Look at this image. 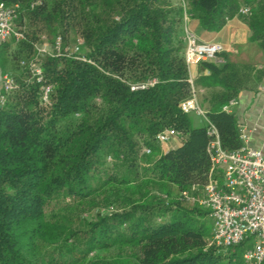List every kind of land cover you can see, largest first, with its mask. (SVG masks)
Wrapping results in <instances>:
<instances>
[{"label":"trees","instance_id":"trees-1","mask_svg":"<svg viewBox=\"0 0 264 264\" xmlns=\"http://www.w3.org/2000/svg\"><path fill=\"white\" fill-rule=\"evenodd\" d=\"M0 2L19 5L16 22L26 36L14 39L25 64L16 58L10 73L16 87L0 108V264H243L252 237L230 247H207L208 209L181 197L153 201L143 188L130 209L95 214L91 206L112 183L165 179L182 191L207 182L205 126L194 127L181 108L191 94L186 18L219 31L241 16L264 50V0ZM243 7L251 14H241ZM59 35L63 47L81 39L84 59L38 56L43 82L54 87L45 103L42 82L29 64L38 41ZM203 65L210 74L202 83L220 88L204 97L205 110L224 147L235 150L242 145L237 118L222 107L246 78L259 80L264 70ZM152 78L158 79L155 85L131 90L132 83ZM166 128L178 131L182 145L154 158L156 135Z\"/></svg>","mask_w":264,"mask_h":264},{"label":"built area","instance_id":"built-area-1","mask_svg":"<svg viewBox=\"0 0 264 264\" xmlns=\"http://www.w3.org/2000/svg\"><path fill=\"white\" fill-rule=\"evenodd\" d=\"M19 5H6L0 2V39H25V32L17 28ZM241 14H251L250 7L240 9ZM184 40L185 60L189 70L191 84L190 97L181 103L183 112H191L203 117L208 138L207 153L210 160L208 180L202 186L193 185L191 189H183L181 198L189 203L208 209L212 221L211 241L219 247H230L242 243L252 237V246L243 254V264H264V153L250 145L247 129L238 124L242 145L235 150L224 147L221 134L216 123L210 119L206 110L198 101L191 67L205 61H217L224 51V46L215 41L201 40L191 29L185 28ZM82 40L78 39L73 46L63 47L62 36H57L53 45H36L37 55L30 61L33 77L42 82V99L47 103L54 89L50 83L43 82V70L38 63V56L67 55L81 56ZM25 64V61H22ZM158 82L157 78L139 81L130 85L131 90L147 89ZM16 87V80L7 73L3 77L1 104L6 96ZM238 104L236 97L231 98L222 107L224 111L233 113ZM178 136L175 128H166L156 135L159 143H165ZM147 153L152 148L146 149Z\"/></svg>","mask_w":264,"mask_h":264},{"label":"crops","instance_id":"crops-1","mask_svg":"<svg viewBox=\"0 0 264 264\" xmlns=\"http://www.w3.org/2000/svg\"><path fill=\"white\" fill-rule=\"evenodd\" d=\"M186 27L191 29L201 40L219 42L224 46V51L217 61L213 62L236 64L240 67L246 66L253 69V72L264 70V50L259 41L251 39V29L241 16H234L229 19L219 31L205 30L199 20L192 17L186 18L184 28ZM18 55L21 56V48L14 39L6 41L0 39V104L3 92V77L5 74L14 71ZM190 73L194 80L198 101L205 109L207 106L204 97H211L220 88L206 86L202 83V77H207L210 74L203 62L193 65ZM245 82V86L236 96L238 104L235 106L233 113L237 118V123L247 129L250 145L262 150L264 153V74L259 80L249 77L246 78ZM190 118L194 127L205 126L203 117H201L204 122L203 125L191 116ZM168 143L172 148L182 145L179 137L171 138Z\"/></svg>","mask_w":264,"mask_h":264},{"label":"rangeland","instance_id":"rangeland-1","mask_svg":"<svg viewBox=\"0 0 264 264\" xmlns=\"http://www.w3.org/2000/svg\"><path fill=\"white\" fill-rule=\"evenodd\" d=\"M17 28H21V25L18 22H16ZM54 37L52 36H47V38L44 41H38L37 44L41 45H47L48 47H51L53 45ZM73 44H70V47ZM26 56H21L18 57V60L22 61L25 59ZM21 64H23L21 62ZM189 115L194 119L198 120V122L203 125V120L201 117L197 116L196 113L191 112ZM169 141L165 142L166 144H162L159 142L155 143V147L153 150V156L152 157H158L161 156L165 153H168L170 150H172V146L168 143ZM152 159L149 160V163ZM146 165H148L146 163ZM146 165L143 166V169L147 167ZM142 167V166H141ZM141 171L142 168H140ZM147 181V180H145ZM143 181L141 182L140 185H134V184H129V185H117L116 183L109 184L105 188H103L98 194L96 200L93 201V207L92 211L93 213H100V214H109L112 213L116 210H122V209H130L132 206L138 204V199L140 198L141 191L140 189L143 190L145 195L144 196H149L153 201H161L162 198H168L169 201H178L181 197V191L179 187H177L174 184H170L168 181L165 179L159 180V179H152L150 182L146 183ZM161 192V195L158 194V192ZM163 193V194H162ZM156 195L160 196V198H156ZM118 201V202H117ZM117 202V203H115ZM175 204V203H174ZM211 220V219H210ZM212 222V221H211ZM208 246L207 247H213V243L211 241V237L207 238ZM131 247V246H130ZM115 250V251H114ZM111 250L112 252H106L105 255L112 256L115 255L118 251H120V248ZM118 250V251H117ZM103 255V254H102Z\"/></svg>","mask_w":264,"mask_h":264},{"label":"water","instance_id":"water-1","mask_svg":"<svg viewBox=\"0 0 264 264\" xmlns=\"http://www.w3.org/2000/svg\"><path fill=\"white\" fill-rule=\"evenodd\" d=\"M2 107V104H0V108Z\"/></svg>","mask_w":264,"mask_h":264}]
</instances>
